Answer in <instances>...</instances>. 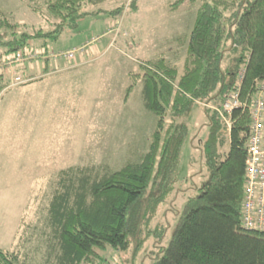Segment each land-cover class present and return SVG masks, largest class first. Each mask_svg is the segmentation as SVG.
I'll return each mask as SVG.
<instances>
[{"label": "rangeland", "instance_id": "374dc122", "mask_svg": "<svg viewBox=\"0 0 264 264\" xmlns=\"http://www.w3.org/2000/svg\"><path fill=\"white\" fill-rule=\"evenodd\" d=\"M204 1L105 0L90 6L87 10L97 13L65 30L46 50L57 53L97 40L71 63L59 60L47 70L44 59L12 64L13 56L0 55L1 250L18 253L27 264L45 262L47 209L62 170L97 166L118 171L140 162L157 121L144 107L140 65L162 55L181 72L195 14ZM28 2L0 0V19L19 25V33L50 31ZM28 43V52L43 50L41 39ZM203 109L194 104L174 120L167 112L166 124L174 121L188 129L175 191L142 227L139 245L136 238L126 251L107 247L99 251L106 261L97 264H152L161 255L183 205L208 177L201 155L209 130ZM227 150L228 143L222 152ZM157 229L162 237L155 236Z\"/></svg>", "mask_w": 264, "mask_h": 264}, {"label": "trees", "instance_id": "16d2710c", "mask_svg": "<svg viewBox=\"0 0 264 264\" xmlns=\"http://www.w3.org/2000/svg\"><path fill=\"white\" fill-rule=\"evenodd\" d=\"M104 1L29 0V10L50 31L19 33V25L0 19V49H5L0 55L31 51L32 39H41V51L47 52L48 43L97 13L88 7ZM227 52L230 62L223 69ZM140 70L144 107L157 118L147 152L139 163L118 171L82 166L58 174L47 209L50 238L43 264H97L106 261L99 251L107 247L126 251L136 238L140 244L142 227L175 191L188 134L184 124H166L167 112L174 120L196 102L220 105L237 89L245 103L264 82V0L204 1L187 39L182 71L162 55L141 63ZM204 112L209 130L201 155L208 177L183 205L168 244L152 264H264V234L241 222L249 116L243 109L234 111L226 136L217 115ZM155 236L162 237V231L155 230ZM0 264L27 263L18 253L0 249Z\"/></svg>", "mask_w": 264, "mask_h": 264}, {"label": "built area", "instance_id": "2783aa9c", "mask_svg": "<svg viewBox=\"0 0 264 264\" xmlns=\"http://www.w3.org/2000/svg\"><path fill=\"white\" fill-rule=\"evenodd\" d=\"M96 40V38H93L78 48L57 53L44 51L36 53L28 51L18 52L10 60L12 64L35 59L61 60L69 64L74 61L77 54L83 53L86 47ZM16 80L19 79L17 78ZM196 104L203 107L204 110L217 115L222 131L226 136L230 135L231 132L233 112L238 109L247 111L250 119V130L245 144L246 164L241 222L245 229L255 230L264 234V82L258 83L254 95L245 103L240 100L237 89L225 98L220 105L207 102H196Z\"/></svg>", "mask_w": 264, "mask_h": 264}, {"label": "crops", "instance_id": "0c3cea01", "mask_svg": "<svg viewBox=\"0 0 264 264\" xmlns=\"http://www.w3.org/2000/svg\"><path fill=\"white\" fill-rule=\"evenodd\" d=\"M68 50H69V49H68ZM43 61H45V63H46V64H45V68H44V70H47V69L49 68V64L57 65V64H60V62H61V61H53V62H52V61H48V60H43ZM55 68H57V67H55ZM55 68H54V69H55ZM49 72H50V71L48 70L47 74H48ZM52 72H55V71H52ZM42 73H43V72H42ZM47 74H46V75H47Z\"/></svg>", "mask_w": 264, "mask_h": 264}]
</instances>
